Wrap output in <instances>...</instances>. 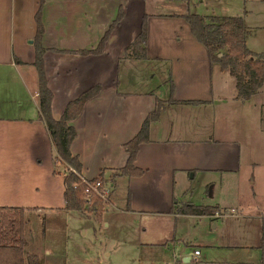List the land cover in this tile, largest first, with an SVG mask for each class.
<instances>
[{
  "label": "crops",
  "instance_id": "0c3cea01",
  "mask_svg": "<svg viewBox=\"0 0 264 264\" xmlns=\"http://www.w3.org/2000/svg\"><path fill=\"white\" fill-rule=\"evenodd\" d=\"M77 1L83 6L73 5ZM114 1L112 9L106 0H44L42 7L44 60L54 117H61L66 104L83 90L102 84L100 92L70 120L77 130L71 149L82 162L84 178H96L104 171L112 180L113 169L127 162L125 142L140 130L157 98L170 97L171 83L176 100L201 101L166 104L160 117L151 122L150 140L141 143L136 157V165L144 168V173L119 176L115 185L112 180L114 189L104 213L115 207L117 189L123 185L127 201L122 211L126 213L175 220L194 215L176 213L173 206L175 202H191L187 194L198 179L212 187L213 196L218 195L215 204H198L218 207L206 216L223 219L231 206L242 211L235 218L243 216L244 197L251 198L252 206L264 197V113L258 110L257 117L254 112L255 108L263 111V104L250 100L260 90L247 99L238 97L235 77L211 61L208 48L191 31L184 16L187 12L145 10V0ZM39 3L0 0V77L8 78L12 68L31 91L29 102L14 105L15 114L6 113L7 104L4 108L0 105V206L25 208L24 250L26 255L35 254L38 264H86L78 252L81 249H76L80 246L77 239L69 245L75 233L71 234L66 216L77 211L67 209L64 174L54 162V146L38 101L33 38ZM121 6L124 16L103 50L81 52L97 47ZM145 15L148 57H126V48L138 36ZM143 68L153 70V78L158 74L160 81L149 84L148 78H138L136 70ZM126 71L129 73L124 74ZM136 78L146 87L131 88L139 82ZM159 85L163 89L157 91ZM260 215L256 209L252 216ZM61 229L67 240L63 262L59 263L60 242L50 241ZM165 239L167 244L170 240L179 243L182 238L174 235ZM220 247L230 250L225 243ZM199 256L194 251L177 259L179 264L192 263ZM209 264L245 263L222 258Z\"/></svg>",
  "mask_w": 264,
  "mask_h": 264
},
{
  "label": "rangeland",
  "instance_id": "374dc122",
  "mask_svg": "<svg viewBox=\"0 0 264 264\" xmlns=\"http://www.w3.org/2000/svg\"><path fill=\"white\" fill-rule=\"evenodd\" d=\"M106 5L112 9L114 0H106ZM145 10L157 11H193L201 14H225L242 15L248 26L247 43L255 51H264V0H145ZM75 0H73V3ZM73 5L78 8L83 5L77 1ZM55 8V5L51 7ZM72 19V18H71ZM148 69V68H147ZM136 70L138 78H148L149 84L160 81L157 75L153 78V70L147 72ZM9 76L0 77V105L9 107L6 113L15 114L14 105L19 101L29 102L31 91L24 83L18 71L10 68ZM141 71V73H140ZM129 73L126 71L124 74ZM140 78V79H141ZM137 79L131 88H145L142 80ZM258 95L251 97L256 104H263V111L255 108L257 117L264 113V85ZM9 89V91L7 90ZM163 89L159 85L157 91ZM10 92V93H9ZM12 92V93H11ZM9 93L8 96L6 94ZM163 93L161 96H164ZM19 99V100H17ZM259 110V112H258ZM4 112V110H3ZM63 169V166H61ZM217 192V191H216ZM212 194L211 186H204L196 179L187 198L194 204L212 205L218 195ZM220 194H225L220 191ZM117 202L115 207H108L103 214L102 220L97 221L94 216H80L78 212L66 216L67 224L70 226L71 235L69 245L73 246L75 239L80 244L76 249H83L81 254L83 263L86 264H179L181 256L194 254L196 249L200 250L201 256L192 263L183 264H209V261L229 258L232 261H241L246 264H262L264 259V197L257 198L255 205L249 204L251 198L244 197L246 207L243 208V216L235 218L240 214V209L228 208L223 219L212 220L209 216L196 217L194 215L184 216L175 220L165 217H155L150 214H134L122 211L127 201V188L120 185L117 189ZM257 209L260 218L252 215ZM230 210V211H229ZM233 214V215H232ZM246 214L251 216H245ZM65 217V216H63ZM71 217V218H70ZM242 217V218H241ZM216 225V227H214ZM42 230V229H41ZM56 237L50 241L60 242L59 263L63 262L66 245V232L64 229L55 233ZM182 238L179 243L168 241L165 238L173 236ZM164 241V242H163ZM225 243L229 252L221 250V244ZM50 248V245H49ZM182 254L181 256H179Z\"/></svg>",
  "mask_w": 264,
  "mask_h": 264
},
{
  "label": "trees",
  "instance_id": "16d2710c",
  "mask_svg": "<svg viewBox=\"0 0 264 264\" xmlns=\"http://www.w3.org/2000/svg\"><path fill=\"white\" fill-rule=\"evenodd\" d=\"M44 0H40L36 11L37 29L33 38L36 58L33 62L38 73L39 106L54 146V162L64 174V197L67 209L77 211L82 215L94 216L101 221L106 203L98 196L86 198V185L81 181L79 173L82 162L71 149V143L77 136L75 126L70 120L78 116L86 102L96 96L102 89L101 83H96L83 90L71 99L61 117L56 118L52 112L53 92L48 84L45 69V46L43 44L44 23L42 7ZM124 10L121 6L117 16L105 30L98 45L94 49H82L83 53H99L103 50L112 30L121 21ZM190 24L192 33L208 48L212 62H218L222 69H228L236 79L238 97L247 99L258 92L264 83V51H255L247 43L248 26L242 15H204L188 11L184 14ZM148 22L145 15L142 20L138 36L127 46L125 56L130 58H147ZM222 52V55H220ZM174 84L171 83V95L168 99L158 97L156 107L144 119L140 130L124 146L128 152L125 165L113 169L111 173L114 185L119 176L141 175L144 168L136 165V157L141 143L150 140L151 122L157 120L168 102L186 101L200 102L201 100H176ZM63 166V169L61 168ZM56 167V171H59ZM102 171L96 178L103 176ZM93 178V179H96ZM131 199V193H128ZM173 210L179 214L209 215L218 207L196 205L192 202H175ZM25 208L0 206V264H38L35 254L26 255L25 246ZM262 264H264V259Z\"/></svg>",
  "mask_w": 264,
  "mask_h": 264
},
{
  "label": "built area",
  "instance_id": "2783aa9c",
  "mask_svg": "<svg viewBox=\"0 0 264 264\" xmlns=\"http://www.w3.org/2000/svg\"><path fill=\"white\" fill-rule=\"evenodd\" d=\"M81 181L86 185L85 194L87 199H91L92 196H98L106 204L109 203L114 185L109 176H99L96 179H86L79 173ZM196 257L200 255V250H195ZM196 260V259H195Z\"/></svg>",
  "mask_w": 264,
  "mask_h": 264
},
{
  "label": "water",
  "instance_id": "95a60500",
  "mask_svg": "<svg viewBox=\"0 0 264 264\" xmlns=\"http://www.w3.org/2000/svg\"><path fill=\"white\" fill-rule=\"evenodd\" d=\"M220 55H222V52H220Z\"/></svg>",
  "mask_w": 264,
  "mask_h": 264
}]
</instances>
